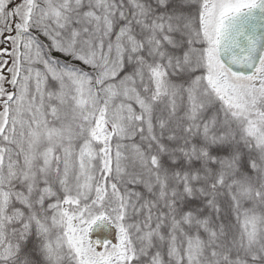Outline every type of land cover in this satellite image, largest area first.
<instances>
[{
	"label": "snow or ice",
	"instance_id": "1",
	"mask_svg": "<svg viewBox=\"0 0 264 264\" xmlns=\"http://www.w3.org/2000/svg\"><path fill=\"white\" fill-rule=\"evenodd\" d=\"M0 264H264V0H0Z\"/></svg>",
	"mask_w": 264,
	"mask_h": 264
}]
</instances>
